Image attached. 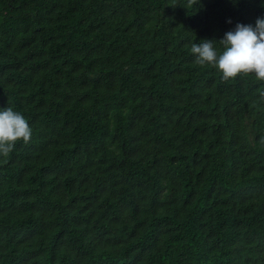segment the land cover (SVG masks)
Masks as SVG:
<instances>
[{
    "label": "trees",
    "instance_id": "16d2710c",
    "mask_svg": "<svg viewBox=\"0 0 264 264\" xmlns=\"http://www.w3.org/2000/svg\"><path fill=\"white\" fill-rule=\"evenodd\" d=\"M187 4L0 0V264H264V81L190 51L264 0Z\"/></svg>",
    "mask_w": 264,
    "mask_h": 264
},
{
    "label": "clouds",
    "instance_id": "9594fccd",
    "mask_svg": "<svg viewBox=\"0 0 264 264\" xmlns=\"http://www.w3.org/2000/svg\"><path fill=\"white\" fill-rule=\"evenodd\" d=\"M198 2L188 0L185 8ZM219 43L222 50L215 47L214 40L193 43L190 51L195 56V63L214 67L222 73L224 81L249 74H254L258 81H264V18H257L255 26L238 23L225 33ZM260 95L264 97V90ZM31 137L32 128L22 113L10 106L0 109V157L7 158L18 142L26 144Z\"/></svg>",
    "mask_w": 264,
    "mask_h": 264
}]
</instances>
